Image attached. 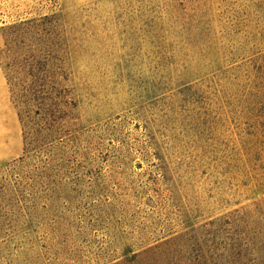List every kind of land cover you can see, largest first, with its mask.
<instances>
[{"label":"rangeland","instance_id":"374dc122","mask_svg":"<svg viewBox=\"0 0 264 264\" xmlns=\"http://www.w3.org/2000/svg\"><path fill=\"white\" fill-rule=\"evenodd\" d=\"M0 67V264H145L264 203V0H0Z\"/></svg>","mask_w":264,"mask_h":264},{"label":"trees","instance_id":"16d2710c","mask_svg":"<svg viewBox=\"0 0 264 264\" xmlns=\"http://www.w3.org/2000/svg\"><path fill=\"white\" fill-rule=\"evenodd\" d=\"M25 27L20 25L9 30L11 41L18 48L24 47ZM8 42L10 39L7 45ZM21 56L20 53L16 57L14 66L19 68L14 71L16 74L23 72ZM31 59V70L37 71L41 58L34 55ZM12 67L8 64L3 68L7 77ZM17 80L23 86L22 92H41L38 84L33 82L26 86L23 78ZM150 251L162 255L145 264H264V203L236 209L160 246L151 247L145 254Z\"/></svg>","mask_w":264,"mask_h":264},{"label":"crops","instance_id":"0c3cea01","mask_svg":"<svg viewBox=\"0 0 264 264\" xmlns=\"http://www.w3.org/2000/svg\"><path fill=\"white\" fill-rule=\"evenodd\" d=\"M1 68V67H0ZM0 100L2 102V108L0 109V144H7L5 137L10 133V100H9V92L7 81L5 79V75L3 71L0 69ZM16 129V125L14 127ZM4 156V155H3ZM2 158V154H0V159Z\"/></svg>","mask_w":264,"mask_h":264}]
</instances>
